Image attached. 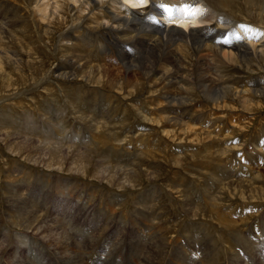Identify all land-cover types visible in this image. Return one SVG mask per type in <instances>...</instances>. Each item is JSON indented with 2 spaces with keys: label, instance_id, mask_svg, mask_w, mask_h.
<instances>
[{
  "label": "rangeland",
  "instance_id": "rangeland-1",
  "mask_svg": "<svg viewBox=\"0 0 264 264\" xmlns=\"http://www.w3.org/2000/svg\"><path fill=\"white\" fill-rule=\"evenodd\" d=\"M40 1L0 0V264H62L68 256L59 241L73 242L77 233L100 237L104 229L111 240L99 255H119V264H153L158 245L154 264H264V95L244 105L252 88L236 79L219 103L189 91V106L201 115L166 116L157 111L166 102L148 86L150 76L139 87L105 83L99 48L85 54L80 37L83 29L102 31L75 3L62 0L61 15L45 21ZM235 3L241 22L264 25L245 0ZM65 39L73 43L70 53ZM132 55L134 66L146 62ZM147 225L161 233L154 238L149 230L147 249L123 247L127 231ZM78 246L77 259L88 251Z\"/></svg>",
  "mask_w": 264,
  "mask_h": 264
},
{
  "label": "bare ground",
  "instance_id": "bare-ground-1",
  "mask_svg": "<svg viewBox=\"0 0 264 264\" xmlns=\"http://www.w3.org/2000/svg\"><path fill=\"white\" fill-rule=\"evenodd\" d=\"M38 1L39 0H37V5L39 4ZM41 1H40L41 4L44 3V5H46V6L45 7L42 6L43 7L42 10H38V11H39V14L41 13L44 16L43 18H45L44 19L45 21L47 19L48 20L49 19L50 20L56 19V18H58L57 17L58 15H61V9L63 6L62 2L64 0L63 1L62 0H45V1H48L47 4H45V2H43L44 0H41ZM69 1L73 2V4L75 3L74 4L75 10H77L79 14H82V16H83L82 19L90 20L89 22H93L94 28L102 31V33H99V35H95L96 33L92 34L90 32H87L86 29L85 30L83 29V31H85V32H83L82 27L77 29V31H82L80 37L82 38V41L84 44L83 46L85 47V51H86L85 54L89 55L90 51H93L94 47L97 49L99 48V51L101 53V56H99V57H102V59H101L102 65L101 66L104 67V68H102V69H104V74H103L104 76L103 75H101V76L106 78L105 83L112 86V85H117L120 82L124 81L125 85L129 86L130 88H132V86H134V85L135 86L137 85V87H139V85H141V83H142L140 81L141 80L140 78H143L144 75L150 76L152 79H151V81L148 82V84H149L148 86H150L152 88L154 95L158 96L159 99H162L164 102H166L165 105H162L161 102H159L162 106L159 109H157V111H161L163 114H166V116L167 115H169V116L174 115L177 117V116H184V115H191V114L201 115L202 113H204L203 112L204 110L195 111L192 108L193 106L192 107L189 106V104H190L189 102L192 101V100L190 101V99L188 98L189 96H191L189 91L198 88L199 90H201L200 92H202L207 98L212 99L213 102L219 103V102H221V100L227 99L226 93H227V91L229 92L230 91L229 89L235 85L233 81L236 79H237V81L242 79L244 82H246L245 84H249L248 86H251L250 88H252L251 92L247 96L241 97V96H239L240 93L236 92V97L237 98L241 97V101L244 103V105L247 104L248 102H251L253 95H259V94L264 95V88H263L264 84H262V82H260L261 77H262V73H264V25L254 26V25H248L246 23L241 22L238 18L239 11L235 7H232V6L236 5L235 0H69ZM245 2L250 6V10L252 9L251 7H253L256 10L255 12L257 15H259V17H262V18L264 17V9H263L264 8V0H245ZM32 4H34V3H32ZM35 8H37V7H35ZM70 8H72V7H70ZM262 9H263V11H262ZM7 12H8V10H7ZM64 12L65 11H63L62 13L64 14ZM4 17H8V16L4 15ZM40 19H42V17ZM0 25H1V23H0ZM83 25H86V24L84 23ZM83 28H84V26H83ZM74 32L75 31L73 29V33ZM100 34H102V35H100ZM104 37H106V38H104ZM66 41H70V40H66ZM72 48H73V43H72V41H70L68 43V46L65 47L64 51L67 53H70L68 51ZM135 52H138L139 54L141 53V55L143 54L145 56V58L144 57L143 58L146 59V62L143 64L142 67H136L137 66L136 64H135L136 66H134L133 62L135 61L136 56L132 55L131 56L132 58L128 57L129 54L135 53ZM72 55H73V53H72ZM81 56H83V55H80V57ZM83 58L85 59V56ZM125 58H127V62L124 61ZM86 59H88V58L86 57ZM140 59H142V58L140 57ZM140 63H142V62H140ZM98 64H97V66H98ZM189 67H192V69ZM93 73H95V72H93ZM98 73H99V71H98ZM241 75H243V76H241ZM234 77H236V78H234ZM262 79H264V78H262ZM102 83H104V82H102ZM136 105H137V103H136ZM138 110H140V109H138ZM100 112H101V110H99V113ZM143 112H146V111H143ZM209 112L213 113V110H210ZM161 116H163V115H161ZM172 118H173V116H172ZM167 119H169V118H167ZM178 121H179V119H178ZM175 122H177V120ZM140 145H138V146H140ZM129 157H130V155H129ZM55 158H56V156H55ZM126 182H128V181H126ZM210 183H211V181H210ZM13 197H14V195H13ZM17 197H21V196H17ZM184 198H188V197L186 196ZM189 198H191V196ZM188 200L190 201V199H188ZM22 201L23 200L21 199V201H19V202H22ZM191 201H193V200H191ZM13 205L14 204H12V206ZM187 205H188V203H187ZM189 205L192 206V204H189ZM21 208L22 207L18 204V206H16V209H14V210L17 212ZM115 208H116V205H115ZM188 208H190V207H188ZM147 209H149V208H147ZM23 210H25V209H23ZM86 210L88 211L89 209H86ZM142 211L145 212L144 209H142ZM190 211H193V210H190ZM186 212H188V211H186ZM24 213H26V212H23V215H24ZM30 213H32V212H30ZM37 213H39V212H37ZM37 213H36V216H38ZM10 214L11 213L9 212V215ZM15 214L13 212V215H15ZM148 214L150 216V211ZM192 214L195 215L194 212ZM192 214H191V216H192ZM112 215H113V213H112ZM137 216H139V215H137ZM149 216H147V217H149ZM152 216H155V215H152ZM152 216H151V218H154ZM127 217H128V215H127ZM19 218H20V216H19ZM25 218H27V216H25ZM45 218H46V216H45ZM129 218L131 219L132 217L130 216ZM29 219H31V218H29ZM29 219H26V220H29ZM36 219L38 220V218H36ZM36 219H35V221H37ZM46 219L48 220L49 218H46ZM141 219H143V218H141ZM26 220L25 221L22 220L24 222V224H25ZM114 220L115 219H112V221H114ZM17 221H18V219H17ZM22 221L20 219V222H22ZM49 221H50V219H49ZM155 221L156 220H154V222ZM44 222H45V219H44ZM114 222H112V223H114ZM131 222H133V220ZM60 223L62 224V222H60ZM231 223L229 222V227L233 226V223L232 224ZM39 224H41V223H39ZM50 224L54 225V223H52V222ZM61 224H60V226H61ZM109 224H110V222H109ZM115 224H116V222H115ZM126 224L127 223L125 222V225ZM129 224H131V223H129ZM28 225L25 228H27V227L29 228L30 226H28ZM33 225H35V224H33ZM43 225H45V224H43ZM151 225H152V223H151ZM158 225H159V223H158ZM224 225L228 226V222H226ZM54 226H56V224ZM60 226H57V227L61 228L62 226L61 227ZM57 227H56V230H57ZM148 227H142V226L138 227L137 226L135 228H139V229H131V230L127 231V234L130 235V237L128 238L127 242L125 241L124 244L122 243L123 247L124 248L129 247L132 249L134 248L137 251H140L141 249L142 250L147 249L148 245H149L147 243V238L149 236V230H151V235L153 234L152 237H154V238L156 236L159 237V235L161 234V233H159L160 231L158 232V231L154 230V226L153 227L148 226ZM192 227H193V225H192ZM32 228H33V226H32ZM59 228H58V230L61 231V229H59ZM160 228H161V225H160ZM189 229H190V227H189ZM26 230H28V229H26ZM62 230H63V227H62ZM65 230H67V228H65ZM68 230H67V233H68ZM104 230L99 232L98 235H100V237L97 236L95 238H92L90 236L88 237L86 234H81V233L78 234L77 233L75 235V238H73V240H74L73 242H70L68 238H67L68 240L66 239L63 241H59L56 244L57 245L56 247H58L62 251V255L64 254L65 256H68V257H64L61 255L63 258H65V260L60 258L62 260V264L64 261H65V264H78L79 260L85 261V262L88 261L89 264H119L116 261V259L120 260L119 255H117L116 257L112 256L111 259H109V257H108V259H104L106 257L107 252L105 253V255H99V253L101 254V249H104L107 246L108 242L111 240L110 239L111 236L109 234L112 233V231L108 232L109 229H108V231L107 230L104 231ZM98 231H96V232H98ZM164 231H166V230H164ZM37 234H39V231ZM58 235H59V232H58ZM47 238H49V237H47ZM121 238H120V240H121ZM164 238H165V236H164ZM49 240H50V238L48 239V241ZM60 240H62V239H60ZM71 241H72V238H71ZM154 242H156V241H154ZM55 243H56V241H55ZM74 243H76V244H74ZM48 245H49V243H48ZM52 245H54V243H52ZM77 245L84 247L83 249H85V250H88V251L82 252L81 256L79 255L80 256L79 259H77L76 255L74 253V249H73V247L77 246ZM115 245L116 244L114 243V246ZM122 245H120V246H122ZM117 247H118V245H117ZM76 249H77V247H76ZM6 250H7V248H6ZM116 250H117V248H116ZM155 250H156V252L153 253V255H152V256H155L154 261H156L161 254L160 245L156 246ZM52 251H49V252H52ZM79 251H80V249H79ZM79 251H78V253H79ZM58 252H60V251H58ZM109 252H110V250H109ZM111 252H112V250H111ZM57 256H59V255L57 254ZM237 256H238V254H237ZM102 257H104V258H102ZM204 257L206 258V256H204ZM179 259H181V258H179ZM145 261H146L145 263L151 264L150 260L148 258ZM154 261H153V264H154ZM17 262H15V263H17ZM11 264H14V263H11ZM18 264H21V263L18 262ZM84 264H86V263H84ZM122 264H130V259L128 258V260L123 262Z\"/></svg>",
  "mask_w": 264,
  "mask_h": 264
}]
</instances>
